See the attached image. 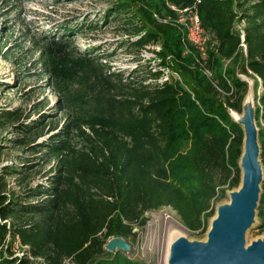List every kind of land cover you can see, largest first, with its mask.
Returning a JSON list of instances; mask_svg holds the SVG:
<instances>
[{
	"label": "trees",
	"instance_id": "1",
	"mask_svg": "<svg viewBox=\"0 0 264 264\" xmlns=\"http://www.w3.org/2000/svg\"><path fill=\"white\" fill-rule=\"evenodd\" d=\"M135 1L143 2L137 9L148 20L151 8L169 11L163 0ZM198 10L213 35L208 77L190 65L191 52L184 51L186 42L173 26L153 20V30L144 29L125 0L111 2L104 19L123 12L124 23L140 33L129 41L134 47L160 40L166 53L181 60L182 81L160 79V71L138 61L127 71H108L98 47L73 44L75 27L31 38L48 86L61 93L74 85L69 98L75 108L40 143V155L54 159L43 181L19 196L6 195L2 177L14 168L0 170V264H143L103 246L109 237L133 235L134 226L145 224L144 212L160 206L170 207L188 230L204 232L213 201L240 181L242 131L229 110L241 111L247 81L229 64L234 60L253 77L262 170L254 233L264 230V0H199ZM235 17L244 21L242 40ZM16 116L12 108L0 109V126ZM39 122L17 128L31 133ZM7 218L8 226L1 222ZM7 239H17L25 253L3 252Z\"/></svg>",
	"mask_w": 264,
	"mask_h": 264
},
{
	"label": "rangeland",
	"instance_id": "2",
	"mask_svg": "<svg viewBox=\"0 0 264 264\" xmlns=\"http://www.w3.org/2000/svg\"><path fill=\"white\" fill-rule=\"evenodd\" d=\"M113 1L0 0V109L12 108L17 115L11 121H3L0 126V170L4 165L14 168V171L2 177L4 187L1 188V192L6 195L19 196L26 188L33 187L45 179L54 159L47 155H40L41 151L45 150L40 143L57 131L72 116L75 108L73 101L69 98L74 85L69 86L68 92L57 93L46 83V76L36 61L37 50L31 43L33 36H37L40 32L60 31L62 25L75 27L77 30L74 32L73 44L79 48L98 47V53L102 56L101 61L108 71L119 69L127 71L138 61L145 69L160 71V79L182 81L181 60L166 53L160 40L148 42L138 48L134 47L129 41L140 33H133L132 26L124 23L123 12L114 16L110 14L104 19V9ZM250 1L245 0V4ZM125 2L129 4L130 11L135 12L138 17L137 23H142L144 29L153 30V20L173 26L180 34L181 40L186 42L184 51L191 52L190 65L198 69L205 77L210 75L206 72V69L210 72V68L205 60L207 49L211 50L214 46L213 35L201 24L199 0H190L185 4L163 0L169 11L157 12L151 8L149 10L151 20L145 18L141 10L137 9L138 6L144 5L142 1L125 0ZM193 8L196 9L199 18L203 39L201 47L190 41L186 34L189 15ZM243 25L242 19L234 18L233 28L238 35ZM241 50L244 52L242 45ZM225 64L226 60H223V67ZM229 64L235 68L239 77L247 81V89L250 87L253 95V77L239 71L235 60L230 61ZM187 78L190 79V77ZM258 89L257 87L256 91ZM61 103H65L63 104L65 107L60 109ZM42 113L44 116H41ZM37 118L40 122L35 129H31V133H25L17 128V125L30 124ZM19 139L22 143L17 141ZM238 186L231 189L224 187L223 195L213 201L214 212L207 218L204 232L190 231L185 228L175 212L168 206H160L144 212L145 224L141 227L134 226L132 228L134 234L123 238L130 245L129 249L123 253L130 259L143 264H168L167 257L171 241L177 236H183L190 241L205 240L216 206L228 202V192L237 189ZM10 220L7 218L1 222L8 226ZM256 224L257 219L254 215L252 224L244 232L245 244L264 236V230L254 233ZM6 245V250L4 248L1 250L6 254L9 253L11 257L25 253L26 247L20 245L17 239L8 240ZM63 264L69 263L65 260Z\"/></svg>",
	"mask_w": 264,
	"mask_h": 264
},
{
	"label": "water",
	"instance_id": "3",
	"mask_svg": "<svg viewBox=\"0 0 264 264\" xmlns=\"http://www.w3.org/2000/svg\"><path fill=\"white\" fill-rule=\"evenodd\" d=\"M253 111V103L242 99L240 117H231L242 131L238 188L228 192V202L216 206L205 240L190 241L177 236L171 241L168 264H264V236L248 244L244 242V232L253 222L262 180ZM129 247L121 236H112L103 248L106 252H126Z\"/></svg>",
	"mask_w": 264,
	"mask_h": 264
},
{
	"label": "built area",
	"instance_id": "4",
	"mask_svg": "<svg viewBox=\"0 0 264 264\" xmlns=\"http://www.w3.org/2000/svg\"><path fill=\"white\" fill-rule=\"evenodd\" d=\"M187 38L196 43L197 45H199V47H201V43H202V37H201V28L199 25V18L197 16V12L196 9L193 8V10L191 11L190 15H189V25L187 26ZM239 37L240 40H242L243 37V29H240V33H239ZM242 45V47L244 48L243 43H240ZM206 72L208 74H210L209 70L206 69Z\"/></svg>",
	"mask_w": 264,
	"mask_h": 264
},
{
	"label": "bare ground",
	"instance_id": "5",
	"mask_svg": "<svg viewBox=\"0 0 264 264\" xmlns=\"http://www.w3.org/2000/svg\"><path fill=\"white\" fill-rule=\"evenodd\" d=\"M249 85H250V82H249ZM249 85H248V86H249ZM243 99H244V101H246V102H248L249 104H251V102H252V93H251V88H250V87L246 90ZM240 115H241V111L238 112V111L233 110V109L230 110V116H231L232 118L237 119V118L240 117ZM173 225H174V224H173ZM169 229H170V228H169Z\"/></svg>",
	"mask_w": 264,
	"mask_h": 264
}]
</instances>
